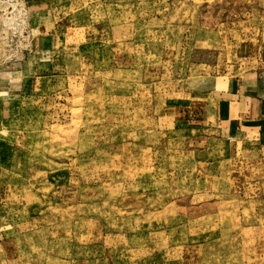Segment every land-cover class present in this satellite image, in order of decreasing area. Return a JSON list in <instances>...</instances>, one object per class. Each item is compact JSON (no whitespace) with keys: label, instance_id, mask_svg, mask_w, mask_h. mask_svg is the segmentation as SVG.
Masks as SVG:
<instances>
[{"label":"rangeland","instance_id":"rangeland-1","mask_svg":"<svg viewBox=\"0 0 264 264\" xmlns=\"http://www.w3.org/2000/svg\"><path fill=\"white\" fill-rule=\"evenodd\" d=\"M247 76L264 0H0V264H264Z\"/></svg>","mask_w":264,"mask_h":264},{"label":"crops","instance_id":"crops-1","mask_svg":"<svg viewBox=\"0 0 264 264\" xmlns=\"http://www.w3.org/2000/svg\"><path fill=\"white\" fill-rule=\"evenodd\" d=\"M229 80V85L224 88V92H219V96L223 98L222 116L226 115L229 121L235 120L236 125H241V128L264 129V76L255 78L247 76L245 81H240L241 83L239 79ZM233 106L237 107L236 110ZM262 133L264 134L263 131Z\"/></svg>","mask_w":264,"mask_h":264}]
</instances>
